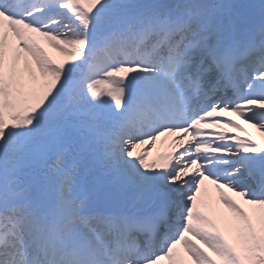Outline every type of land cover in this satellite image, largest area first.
<instances>
[{"label":"snow or ice","instance_id":"obj_1","mask_svg":"<svg viewBox=\"0 0 264 264\" xmlns=\"http://www.w3.org/2000/svg\"><path fill=\"white\" fill-rule=\"evenodd\" d=\"M229 7L0 0V264H264V27Z\"/></svg>","mask_w":264,"mask_h":264},{"label":"rangeland","instance_id":"obj_2","mask_svg":"<svg viewBox=\"0 0 264 264\" xmlns=\"http://www.w3.org/2000/svg\"><path fill=\"white\" fill-rule=\"evenodd\" d=\"M199 3H208V0H197Z\"/></svg>","mask_w":264,"mask_h":264},{"label":"bare ground","instance_id":"obj_3","mask_svg":"<svg viewBox=\"0 0 264 264\" xmlns=\"http://www.w3.org/2000/svg\"><path fill=\"white\" fill-rule=\"evenodd\" d=\"M151 150V149H150ZM151 156L148 157V159H150ZM248 184H251V181H247Z\"/></svg>","mask_w":264,"mask_h":264}]
</instances>
